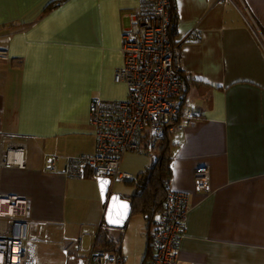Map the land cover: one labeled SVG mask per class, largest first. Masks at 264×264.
<instances>
[{
	"label": "crops",
	"instance_id": "obj_1",
	"mask_svg": "<svg viewBox=\"0 0 264 264\" xmlns=\"http://www.w3.org/2000/svg\"><path fill=\"white\" fill-rule=\"evenodd\" d=\"M172 1L171 41L188 82L185 100L202 113L169 135L170 190L192 194L177 264H264V0ZM137 6V0H0L1 133L26 145L24 170L0 169V195L26 201L27 220L65 246L82 236L67 239L62 223L69 178L62 161L48 172L44 160L93 152L89 106L126 97L113 76L122 66L121 34ZM199 167L209 169L207 193L195 189ZM22 173L40 180L38 192L22 191ZM133 193L118 195L130 202ZM129 225L128 219L124 230L111 228L118 236L107 231L103 242L124 264V252L144 264L149 229L141 232L145 247L133 252L125 244Z\"/></svg>",
	"mask_w": 264,
	"mask_h": 264
},
{
	"label": "built area",
	"instance_id": "obj_2",
	"mask_svg": "<svg viewBox=\"0 0 264 264\" xmlns=\"http://www.w3.org/2000/svg\"><path fill=\"white\" fill-rule=\"evenodd\" d=\"M137 2V11L128 16L129 26L121 34L122 66L113 77L115 83L124 84L126 99L93 100L89 106L93 152L46 157V171H56L62 161L61 173L66 178L83 179L89 172L96 180L131 181L132 176L120 170L125 154L139 153L155 160L166 135L182 131L202 118V113L185 100L184 66L179 48L171 41L173 1ZM0 148V169H25L26 145L1 133V115ZM193 180L198 192H209L207 167L197 168ZM10 208L13 212H9ZM191 208V193L169 189L163 212L149 222L153 254L146 264H177V244L184 236ZM27 211L26 201L0 195V264H69V259L75 264H124L118 254L97 248L96 239L86 254L70 256L71 249L83 252L82 236L67 247L64 239L46 235L43 224L27 220Z\"/></svg>",
	"mask_w": 264,
	"mask_h": 264
},
{
	"label": "rangeland",
	"instance_id": "obj_3",
	"mask_svg": "<svg viewBox=\"0 0 264 264\" xmlns=\"http://www.w3.org/2000/svg\"><path fill=\"white\" fill-rule=\"evenodd\" d=\"M153 161L155 160L144 154L127 153L122 159L121 171L130 174L133 178L136 177L140 171H143L146 166L149 167ZM28 170L30 171V168H28ZM21 177L22 180L20 179L17 182L23 183L21 188L22 191H27L29 193L32 191L34 194L38 192V190H35L34 188H38L36 185L37 182H40V180H37L29 175L27 176L25 173H22ZM66 180L67 181L64 186V194L61 205L62 223L65 226L66 237H68L67 239L72 240V238L78 234H82L84 237L82 241V253H77L74 251V249L69 251L70 256H75L78 258L79 255L82 256L91 249L92 244L94 240L97 239V237H99V239H101V237L105 238L107 231L108 233L113 232L116 236H118L119 231H116L117 229L113 230L111 227H108L103 220L104 207L101 203L97 180L91 179L92 181H86L73 178ZM24 183H27V186ZM11 184L12 183H10L9 186ZM134 189L135 188L131 184L122 182H113L110 187L111 192L118 193L120 195H127L124 194L126 192L131 194L135 191ZM30 215L33 216V213ZM34 218L37 220L41 219L39 217ZM4 223H6V221L2 222V224ZM129 224V229L125 236V244L130 250L136 252V249H143V247H145V237L141 235V232L143 228L145 236V227L147 226V223L141 214L135 213L129 218ZM70 244V241L66 243L68 247ZM124 257L125 264H140L139 259L137 260L136 257L128 256L126 252H124ZM75 263L76 261L69 259V264Z\"/></svg>",
	"mask_w": 264,
	"mask_h": 264
},
{
	"label": "trees",
	"instance_id": "obj_4",
	"mask_svg": "<svg viewBox=\"0 0 264 264\" xmlns=\"http://www.w3.org/2000/svg\"><path fill=\"white\" fill-rule=\"evenodd\" d=\"M55 5L56 4L53 3L49 4L44 9V12H47ZM172 32L173 31H171V33ZM182 79L184 80L183 76ZM187 84L188 82L184 80L185 92ZM170 134L166 135L165 139L160 144L156 152L154 164L129 182L135 188L133 195L130 197L131 215L135 213L141 214L147 222V230L149 229V222L163 212L166 197L170 189L169 181L171 177V163L173 157V144L169 138ZM87 175L90 176L89 172L86 173V176ZM105 238L101 237V239H99V237H97L95 246L100 249L115 252L112 246H108L103 242L106 241ZM147 242L144 264L149 262L153 254V247L149 235L147 236Z\"/></svg>",
	"mask_w": 264,
	"mask_h": 264
},
{
	"label": "water",
	"instance_id": "obj_5",
	"mask_svg": "<svg viewBox=\"0 0 264 264\" xmlns=\"http://www.w3.org/2000/svg\"><path fill=\"white\" fill-rule=\"evenodd\" d=\"M100 199L104 207L103 220L108 227L123 229L131 216V204L118 194H113L110 190V180L108 178L97 179Z\"/></svg>",
	"mask_w": 264,
	"mask_h": 264
},
{
	"label": "bare ground",
	"instance_id": "obj_6",
	"mask_svg": "<svg viewBox=\"0 0 264 264\" xmlns=\"http://www.w3.org/2000/svg\"><path fill=\"white\" fill-rule=\"evenodd\" d=\"M4 209H6V207H4ZM9 212H13L12 208L9 209Z\"/></svg>",
	"mask_w": 264,
	"mask_h": 264
}]
</instances>
